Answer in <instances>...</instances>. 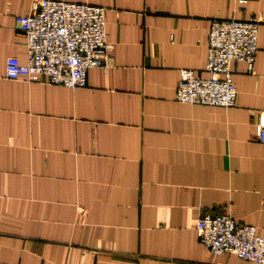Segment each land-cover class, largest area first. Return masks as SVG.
<instances>
[{
    "label": "crops",
    "instance_id": "obj_1",
    "mask_svg": "<svg viewBox=\"0 0 264 264\" xmlns=\"http://www.w3.org/2000/svg\"><path fill=\"white\" fill-rule=\"evenodd\" d=\"M36 1L0 0V264H256L212 256L196 225L227 214L264 237V0H59L105 8L115 45L76 90L6 78ZM253 16L237 106L177 102L182 70L208 76L212 21Z\"/></svg>",
    "mask_w": 264,
    "mask_h": 264
},
{
    "label": "built area",
    "instance_id": "obj_2",
    "mask_svg": "<svg viewBox=\"0 0 264 264\" xmlns=\"http://www.w3.org/2000/svg\"><path fill=\"white\" fill-rule=\"evenodd\" d=\"M26 39L27 64L10 62L6 78L86 88L89 71L107 69L115 45L106 30V9L59 0H37L28 15L16 18ZM260 16L248 20L214 19L208 37L207 78L182 70L176 92L181 104L235 108L238 90L234 66L245 63L250 73L258 53ZM256 121V136L264 144V114ZM201 245L212 255L232 254L243 261L264 264V237L255 226L227 214L206 213L197 222Z\"/></svg>",
    "mask_w": 264,
    "mask_h": 264
}]
</instances>
